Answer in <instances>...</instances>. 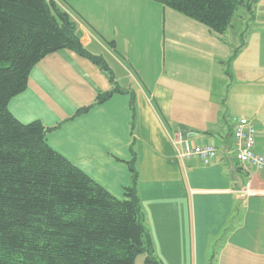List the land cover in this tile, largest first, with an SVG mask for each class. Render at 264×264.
<instances>
[{
  "label": "crops",
  "instance_id": "crops-1",
  "mask_svg": "<svg viewBox=\"0 0 264 264\" xmlns=\"http://www.w3.org/2000/svg\"><path fill=\"white\" fill-rule=\"evenodd\" d=\"M57 2L105 67L67 50L48 55L10 101L12 116L51 129L48 146L118 200L133 155L160 264H264V172L237 162L232 137L246 118L264 155V0L222 35L151 0ZM178 133L191 149L214 142L215 160L177 159Z\"/></svg>",
  "mask_w": 264,
  "mask_h": 264
},
{
  "label": "trees",
  "instance_id": "trees-1",
  "mask_svg": "<svg viewBox=\"0 0 264 264\" xmlns=\"http://www.w3.org/2000/svg\"><path fill=\"white\" fill-rule=\"evenodd\" d=\"M222 35L232 19L253 17L258 0H151ZM71 9L57 0H0V264H160L144 226L135 157L118 200L52 150L51 129L22 124L10 101L24 92L30 71L67 50L101 66L81 45ZM107 92L96 99L105 102ZM132 115L134 112L131 101ZM80 109L77 114L87 111Z\"/></svg>",
  "mask_w": 264,
  "mask_h": 264
},
{
  "label": "built area",
  "instance_id": "built-area-1",
  "mask_svg": "<svg viewBox=\"0 0 264 264\" xmlns=\"http://www.w3.org/2000/svg\"><path fill=\"white\" fill-rule=\"evenodd\" d=\"M255 128L246 118H238L233 125L232 137L235 144V159L242 166H251L258 172H264V155L255 152ZM176 157L179 160L197 157L203 165L211 164L216 156L215 143L191 149L180 133L174 140Z\"/></svg>",
  "mask_w": 264,
  "mask_h": 264
},
{
  "label": "rangeland",
  "instance_id": "rangeland-1",
  "mask_svg": "<svg viewBox=\"0 0 264 264\" xmlns=\"http://www.w3.org/2000/svg\"><path fill=\"white\" fill-rule=\"evenodd\" d=\"M169 11H170L171 13H175V12H173V11H171V10H169ZM246 17H248V16H247V15H244V16H243V19H245ZM236 19H238V17L233 18L231 24H233L234 29L238 30V29L242 28V25H243V24H241L240 27L238 28L237 26L239 25V24H238L239 22H238ZM237 32H238V31H237ZM243 37H244V36H243Z\"/></svg>",
  "mask_w": 264,
  "mask_h": 264
},
{
  "label": "water",
  "instance_id": "water-1",
  "mask_svg": "<svg viewBox=\"0 0 264 264\" xmlns=\"http://www.w3.org/2000/svg\"><path fill=\"white\" fill-rule=\"evenodd\" d=\"M230 177L232 180H234L238 184L239 188H242V181L239 177L235 176L233 170H231V172H230Z\"/></svg>",
  "mask_w": 264,
  "mask_h": 264
}]
</instances>
